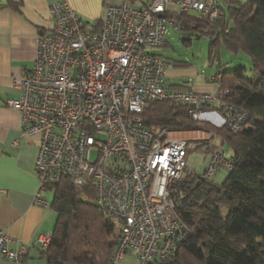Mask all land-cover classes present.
<instances>
[{
    "label": "built area",
    "instance_id": "built-area-1",
    "mask_svg": "<svg viewBox=\"0 0 264 264\" xmlns=\"http://www.w3.org/2000/svg\"><path fill=\"white\" fill-rule=\"evenodd\" d=\"M229 1L150 0L143 8L108 4L98 24L83 23L68 3L55 4L54 26L38 39L34 67L13 77L20 94L7 106L21 114L24 136H40L35 203L49 205L41 193L63 179L78 188L93 186L98 207L119 234L109 264L132 253L142 264L165 261L190 234L174 191L192 171L188 154L213 134L203 129L159 132L149 124L147 108L171 102L203 120L221 112L220 124L233 134L251 119L246 109L226 101L229 90L222 87L221 73L212 77L220 83L216 92L176 89L166 82L172 62L152 52L166 45L168 24L186 31L179 16L215 21L224 15L221 4ZM196 132L208 135H190ZM221 166H235L228 151L213 152L202 177L212 179ZM9 241L1 231L0 251L29 264L31 244L11 249ZM53 241V234L41 235L39 251H47Z\"/></svg>",
    "mask_w": 264,
    "mask_h": 264
},
{
    "label": "trees",
    "instance_id": "trees-1",
    "mask_svg": "<svg viewBox=\"0 0 264 264\" xmlns=\"http://www.w3.org/2000/svg\"><path fill=\"white\" fill-rule=\"evenodd\" d=\"M221 9L224 15L215 21L190 14L181 19L185 32L211 36L210 61L220 59L221 45L248 56L250 69L239 65L219 73L222 87L229 90L226 101L246 109L251 119L233 134L225 125L195 119L187 106L154 102L147 108L146 118L159 132L209 131L212 138L196 148L228 151L235 160L222 183L192 170L177 184L174 195L182 206L178 213L190 234L172 258L149 264H264V0H230ZM186 40L192 42V37ZM49 189L55 192L52 207L57 221L53 244L42 252L47 263L109 264L119 234L98 207L94 187H74L63 179Z\"/></svg>",
    "mask_w": 264,
    "mask_h": 264
},
{
    "label": "crops",
    "instance_id": "crops-1",
    "mask_svg": "<svg viewBox=\"0 0 264 264\" xmlns=\"http://www.w3.org/2000/svg\"><path fill=\"white\" fill-rule=\"evenodd\" d=\"M149 1L4 0L0 5V232L4 231L10 238L8 246L11 249H17L24 243L31 244L27 255L29 264L47 263L38 249V239L41 235L53 234L57 214L52 207L54 198H50L48 193L52 189L41 193L49 205L34 201L39 188L35 165L40 136H24L21 114L7 106L9 100L20 94L13 77L34 67L38 39L54 26L52 7L55 4L68 3L83 23L98 24L106 18L108 4L129 2L136 8H143ZM171 69L167 72L168 76ZM216 74L219 72L203 81L196 78L198 82L192 84V88L184 87L183 84L179 87H184L182 90L216 92L220 87V83L212 79ZM218 114H210V119L218 117L220 120ZM0 264L18 263L0 251Z\"/></svg>",
    "mask_w": 264,
    "mask_h": 264
},
{
    "label": "rangeland",
    "instance_id": "rangeland-1",
    "mask_svg": "<svg viewBox=\"0 0 264 264\" xmlns=\"http://www.w3.org/2000/svg\"><path fill=\"white\" fill-rule=\"evenodd\" d=\"M246 1V0H242ZM227 11V17L229 12ZM229 19V18H228ZM233 25V22H229ZM192 34V35H191ZM192 37V42L186 39ZM212 38L207 34L200 32H185L175 27L174 24L167 26V43L162 47H155L152 49L153 53L161 55L163 58L172 62V69L170 76L166 78L167 86L184 89V87L192 88L198 81H203L207 77L219 72L221 70H233L239 65H244L248 69L251 67L250 59L244 52L235 53L229 51L225 45L220 47V59L210 61V46ZM221 63L222 65H219ZM175 68V69H174ZM250 73V71H248ZM196 78H199L197 81ZM183 84L184 87H179ZM210 120V119H206ZM212 122L222 125V121L215 117L211 119ZM200 142H197V144ZM212 153L207 151L203 146L202 148L193 149L187 157L188 168L196 171L203 172L208 164ZM229 171L220 167L218 172L213 176V180L222 183L226 180ZM49 197L54 198V190H49ZM43 264H47L45 261ZM117 264H142L137 254L132 253L126 255Z\"/></svg>",
    "mask_w": 264,
    "mask_h": 264
},
{
    "label": "bare ground",
    "instance_id": "bare-ground-1",
    "mask_svg": "<svg viewBox=\"0 0 264 264\" xmlns=\"http://www.w3.org/2000/svg\"><path fill=\"white\" fill-rule=\"evenodd\" d=\"M191 136H207V133H203V132H196V133H191Z\"/></svg>",
    "mask_w": 264,
    "mask_h": 264
}]
</instances>
